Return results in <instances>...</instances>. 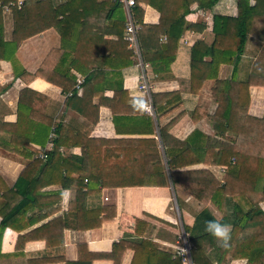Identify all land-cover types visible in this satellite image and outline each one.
I'll use <instances>...</instances> for the list:
<instances>
[{"label": "crops", "instance_id": "crops-1", "mask_svg": "<svg viewBox=\"0 0 264 264\" xmlns=\"http://www.w3.org/2000/svg\"><path fill=\"white\" fill-rule=\"evenodd\" d=\"M24 1L18 0L19 9ZM42 1H49V7L31 11L29 31L54 25L63 20V13L69 19L64 40L55 28H45L18 47L16 56L26 72H41L43 78H15L11 64L0 62V89L4 90L0 95V225L23 202L15 187L23 172L32 161H44L31 168L21 185L25 189L33 184V195L27 199L35 204L7 221L0 235V264H132L135 252L130 246L112 253L126 237L129 244L150 239L156 250L173 260L186 245L188 264H194L193 238L206 233L205 216L230 224L232 230L234 185L241 189L247 185L244 178H231L227 165L220 163L230 158V151L222 157L221 150L236 135L223 136L222 127L214 130L216 82L208 80L200 92H191L192 48L198 42L207 47L214 44V17H237L236 0H218L209 7L200 4L203 0H150L155 8L138 0L134 15L137 22L136 15L141 16L143 23L138 22L142 68L124 38L126 13L117 2ZM12 7H3L5 42L13 39ZM169 27L182 34L167 68L159 55L171 58L174 53L173 45L167 52L162 50ZM248 72L264 74V47L254 37L246 43L241 79ZM231 74V66H220L219 80ZM142 77L147 91L140 89ZM136 99L145 101L143 108L133 107ZM250 99L248 115L262 119L264 87H251ZM32 123L52 125L49 138L45 140L44 131ZM56 140L64 162L44 168L47 162L40 156L51 153ZM168 151L178 157L173 160ZM17 152L32 154V160ZM259 166L256 197L264 188V165ZM222 200L223 209L216 204ZM106 206L116 208L115 220L86 230L97 222L87 218L98 219ZM260 208L264 212V198ZM138 220L143 223L140 235L136 234ZM209 246L207 258L223 248L217 240ZM236 248L232 247L235 256L242 257ZM228 264H248V260ZM259 264H264V255Z\"/></svg>", "mask_w": 264, "mask_h": 264}, {"label": "trees", "instance_id": "trees-1", "mask_svg": "<svg viewBox=\"0 0 264 264\" xmlns=\"http://www.w3.org/2000/svg\"><path fill=\"white\" fill-rule=\"evenodd\" d=\"M70 1L71 0L68 2ZM143 1L151 5L150 0ZM199 1L201 2L202 0ZM217 1L218 0H203L200 4L209 7ZM252 2H254L253 5ZM11 4L14 5V7H12L14 16L13 39L10 42H5L3 38L2 12L3 7L10 6ZM17 4L18 0H0V62L7 61L11 64L15 78L22 79L24 75H27V81L38 77L43 78L41 72H37L34 75H30L26 72L16 56L18 47L24 40L35 36L45 28H55L61 35L62 40H64V26L69 19L65 16V13H63V20L58 21L54 25L44 26L37 32H31L29 31V26L31 25L29 15H31V11H43L47 9L49 7V1L25 0L21 9L17 7ZM236 4L238 10L237 17H214L213 31L216 38L211 47H207L201 42L193 46L191 52V92L193 94L200 92L208 80H214L216 82V87L212 92L213 100L217 105L216 112L211 117L214 130L218 132L220 131L219 128L222 127L223 130L220 134L223 136H226L228 132L236 135V138L231 141V144L227 145L226 150H221L222 157H224L225 153L230 151V158L220 163L227 165V172L228 175L230 174L231 178L236 180L244 178L246 179L247 185L243 187L244 189L234 185L237 189L234 192L236 194L233 196L235 218L231 230L230 247L227 249H218L210 258H207L206 256L210 250L209 244L215 241V239L207 232L197 235L193 238L194 248L192 249V256L194 264H228L236 259H246L248 260V264H259L264 255V212L260 208V202L262 198H264V188L260 190L262 194L260 197H256L255 194V189H258L256 166L264 165V117L262 119H257L248 115V108L251 101L250 88L253 86L264 87V74L256 75L248 72L246 78L241 79L240 77L241 62L248 38H256L262 42L264 47V0H236ZM58 13L59 12H57V15ZM186 13H188V9L185 11V14ZM136 17L139 20L138 22L143 24L141 16L136 15ZM165 34L168 37V42L162 50L167 52L171 48V45H173L174 53L171 58L161 55H159V57L163 59L161 64L170 68L175 58V52L178 49L182 31L175 34V28L169 27L165 31ZM145 53L146 50L144 48V59ZM206 58H210L211 61H205ZM152 64L154 72L159 75L160 71L155 63ZM221 65H229L232 67V74L229 79L219 80L218 75ZM46 80L49 83L55 84L54 81L50 79ZM74 80L73 78V81ZM3 91V89H0V95ZM30 125L44 131L45 140L49 138L52 125H50V127H48L47 124L42 126L41 123H32ZM38 133H40V131H38ZM40 143L44 147L46 141ZM54 143L53 151L44 154L47 162L44 168L57 162H64L58 153L60 148L59 143H57V140ZM17 154L32 160V154H34V152L32 154L17 152ZM168 155L173 160L178 157L174 151H168ZM231 159H233V165L230 163ZM32 162L34 163L32 167L29 169L27 168L28 170L26 169L23 172L15 186L17 192H19V190L21 191L23 202L12 209L9 218H3L0 225V235L4 232L9 219H13L21 213L27 212V210L35 204L33 201L27 199L28 195H33V184L29 183L25 189H21V185L25 177L29 175L31 168L35 167L37 164L44 163V161L40 159ZM64 169L67 170L66 168ZM69 181H71V178H69ZM63 187L69 188L65 183ZM216 204L223 209V200L218 201ZM205 215L207 214L205 213ZM205 217L207 221L215 220L209 215ZM115 218L116 208L114 206L103 207L100 209L98 219H92V217L87 218L88 222L96 220L97 222L90 224L86 230L98 229L105 223L113 222ZM140 225H143V223L138 220L136 227L137 235H140ZM242 236H244V238H242ZM125 245L128 247L130 246L135 252L132 264H182L180 257H175L173 260L172 255L156 250L153 242L147 238L142 239L140 242H130L129 244V240L126 237L118 244L114 245L112 253H114L115 250L118 252L122 247L125 248ZM236 246H238V248H236L237 251L242 253V257L235 256L234 253H236V251L232 249V247Z\"/></svg>", "mask_w": 264, "mask_h": 264}, {"label": "built area", "instance_id": "built-area-1", "mask_svg": "<svg viewBox=\"0 0 264 264\" xmlns=\"http://www.w3.org/2000/svg\"><path fill=\"white\" fill-rule=\"evenodd\" d=\"M119 5L123 7L126 13V27H125V34L124 38L128 42L130 48L133 50L134 55L137 59V64L139 67H144L145 63L142 60L141 56V46L139 41V34L141 31V26L135 19L134 15V9L138 6L139 1L138 0H114ZM81 84V81L79 82ZM140 89L143 91L148 90V86L145 84V79L142 77V85L140 86ZM147 112H150V107L146 110ZM42 159H46V156L43 154L40 156ZM180 239L183 240V236H180ZM183 249L184 251H181ZM179 256L181 258V261L184 264L189 263V250L187 246H182L178 249Z\"/></svg>", "mask_w": 264, "mask_h": 264}, {"label": "clouds", "instance_id": "clouds-1", "mask_svg": "<svg viewBox=\"0 0 264 264\" xmlns=\"http://www.w3.org/2000/svg\"><path fill=\"white\" fill-rule=\"evenodd\" d=\"M145 101L136 99L133 101L134 108H143ZM204 231L219 242V245L225 249L230 247L231 225L222 223L219 220H209L205 222ZM181 251H184L181 249Z\"/></svg>", "mask_w": 264, "mask_h": 264}]
</instances>
